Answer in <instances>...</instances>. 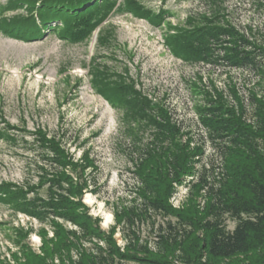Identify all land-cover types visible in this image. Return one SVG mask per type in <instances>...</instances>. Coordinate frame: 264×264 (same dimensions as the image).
<instances>
[{"label":"trees","instance_id":"1","mask_svg":"<svg viewBox=\"0 0 264 264\" xmlns=\"http://www.w3.org/2000/svg\"><path fill=\"white\" fill-rule=\"evenodd\" d=\"M199 1L212 6L218 0ZM230 1L264 15V0ZM117 5L118 0H8L1 12L23 8L26 13L3 17L0 28L27 41L41 39L48 30L78 44L120 10L122 4ZM123 6L140 17L153 15L137 0H124ZM164 14L161 11L153 22L158 24ZM196 22L190 20L188 28L168 38L173 53L216 70L244 72L257 81L261 93L245 100L234 95L235 105H228L222 95L205 98L197 109L203 130L197 127V136L189 138L172 112L150 103L122 80L106 82L97 68L93 81L99 92L152 129L150 143L136 157L133 198L116 212L125 247L118 245L114 230L105 232L89 214L82 201L87 181L73 176L79 168L60 140L38 130L32 135L50 169L41 166L34 184L0 183V201L17 213L43 221L59 219L76 229L66 232L53 222V245L45 244L43 256L23 248L26 261L19 264H55V255L71 250L76 257L71 254L61 264H242L241 257L249 260L246 264H264V31L261 26L226 23L217 14ZM4 132L0 139L9 133ZM85 159L93 165L89 156ZM182 187L189 188L188 203L174 208L171 198ZM43 188L46 195L41 194ZM228 220L235 224L232 229ZM141 225L148 227V237Z\"/></svg>","mask_w":264,"mask_h":264},{"label":"rangeland","instance_id":"2","mask_svg":"<svg viewBox=\"0 0 264 264\" xmlns=\"http://www.w3.org/2000/svg\"><path fill=\"white\" fill-rule=\"evenodd\" d=\"M137 1L153 13L149 19L125 9L124 0H118L120 10L113 11L78 44L48 30L41 39L27 41L11 37L0 28V132H9L0 139V183H37L41 166L50 169V165L41 157L32 133L42 130L56 137L79 168L80 173L73 176H84L87 181L82 201L89 214L105 232L114 230L119 244L123 238L116 212L133 198L136 157L150 143L152 129L146 121L129 117L124 107L109 102L93 81L94 71L98 68L105 73L106 82L122 80L140 89L138 93L150 103L172 112L192 137L198 133L193 127L196 110L205 104V98L222 95L228 105H235L234 95L245 100L253 92L261 93L252 76L188 63L173 53L167 40L179 28H188L190 20H196V25L201 17L213 18L216 14L237 26H261L264 31V15L255 9H240L238 4L235 7L230 0H218L209 4L211 7L199 0ZM7 2L0 0V20L26 13L23 8L1 12ZM161 11L166 14L154 23ZM225 13H230V18ZM107 107L112 111L111 124L109 113H105ZM86 156L93 165L87 163ZM46 190L43 188L41 194L46 195ZM188 194L180 198V202L185 200L182 207L188 203ZM58 220L25 217L0 201V264L26 261L23 248L43 256L45 244L52 246L56 241L53 222L66 232L75 230ZM227 224L230 229L235 225L230 220ZM147 228L140 226L148 237ZM71 254L72 250L70 254L63 251L53 261L61 264ZM239 261L246 264L249 260L241 257Z\"/></svg>","mask_w":264,"mask_h":264},{"label":"bare ground","instance_id":"3","mask_svg":"<svg viewBox=\"0 0 264 264\" xmlns=\"http://www.w3.org/2000/svg\"><path fill=\"white\" fill-rule=\"evenodd\" d=\"M212 2H213V0H211ZM215 1V0H214ZM222 1V0H221ZM225 1V0H224ZM211 2V3H212ZM216 2H218V1H216ZM223 2V1H222ZM221 2V3H222ZM230 2V1H229ZM220 3V4H221ZM232 3H234V1H232ZM239 3V2H238ZM244 3V2H243ZM247 3V2H246ZM258 3V2H257ZM261 3V2H260ZM263 3V2H262ZM261 3V4H262ZM228 4V3H227ZM249 4V3H248ZM219 5V4H218ZM229 5V4H228ZM210 6V5H209ZM223 6V4L221 5V7ZM226 6V5H225ZM258 6H259V3H258ZM217 7V6H216ZM219 7V6H218ZM261 7V6H260ZM259 7V8H260ZM207 8H209V7H207ZM224 8V7H223ZM227 8V7H226ZM211 9V8H210ZM213 10V9H212ZM222 10V9H221ZM214 11V10H213ZM207 12V11H206ZM212 12V11H211ZM222 12H225V10L224 11H222ZM231 12V11H230ZM210 13V12H209ZM233 13V12H232ZM231 13V14H232ZM202 14H204V13H202ZM208 14V13H207ZM221 14H223V13H221ZM225 14H227V13H225ZM229 15V18H230V13H228ZM189 15V14H188ZM206 15V14H205ZM209 15V14H208ZM232 16V15H231ZM211 17V16H210ZM221 18H222V16H221ZM223 18H224V16H223ZM188 19V18H187ZM228 20V19H227ZM230 20V19H229ZM224 21H226L225 20V18H224ZM231 21V20H230ZM226 23H227V21H226ZM224 25V24H223ZM226 25V24H225ZM231 26H233V25H231ZM234 27V26H233ZM252 35V34H251ZM164 43V42H163ZM162 44V43H161ZM165 45H166V43H165ZM167 46V45H166ZM263 46V45H262ZM168 48V47H167ZM169 49V48H168ZM168 51V50H167ZM177 58V57H176ZM185 61V60H184ZM189 63V62H188ZM194 64H196V63H194ZM197 66H202V67H206V68H211V67H209V66H206V65H204V64H197ZM213 67V66H212ZM213 69V68H212ZM222 69V68H221ZM216 70V69H215ZM220 70V69H219ZM222 70H235V69H232V68H224V69H222ZM248 71V70H247ZM250 72V71H249ZM126 76V75H125ZM132 78V77H131ZM132 80V79H131ZM132 82V81H131ZM134 83V82H133ZM140 90V89H139ZM138 90V91H139ZM142 93V92H141ZM149 93V92H148ZM151 93H153V92H151ZM146 95V94H145ZM149 95V94H148ZM144 96V95H143ZM152 96V95H151ZM146 97V96H145ZM205 98V97H204ZM226 98H227V96H226ZM150 99V98H149ZM157 99V98H156ZM227 100V99H226ZM204 101H205V99H204ZM232 103V102H231ZM160 105V104H159ZM234 105V104H233ZM204 106V105H203ZM162 107V106H161ZM164 107V106H163ZM165 110H166V108H165ZM168 110V109H167ZM197 111V110H196ZM105 113H109V117H110V124L112 123V121H113V117H112V111H111V109L109 108V107H107L106 109H105ZM175 114V113H174ZM194 122V121H193ZM195 123H196V125L195 124H193V127H194V129H196L197 127H199V128H201V130H203V127H202V125L200 124V120H199V116H198V114L195 116ZM187 125V124H186ZM183 126V125H182ZM185 127V126H184ZM187 127V126H186ZM192 127V126H191ZM186 129V128H185ZM198 131V130H197ZM200 131V130H199ZM186 132V131H185ZM208 132V131H207ZM187 133H189L188 131H187ZM189 138H191V135H190V137ZM206 140V139H205ZM207 141V140H206ZM204 142V141H203ZM202 142V143H203ZM195 143V142H194ZM206 144V143H205ZM211 144V143H210ZM207 145V144H206ZM209 145V144H208ZM213 145V144H212ZM202 146H203V144H202ZM205 147V146H204ZM212 147H214V146H212ZM211 148V147H210ZM207 150V149H206ZM69 152V151H68ZM215 152V151H214ZM206 153V152H205ZM201 164V163H200ZM137 179V178H136ZM137 181V180H136ZM137 183V182H136ZM139 183V182H138ZM138 186H139V184H138ZM187 193H189V188H187V187H182V188H180L176 193H175V195L171 198V204L173 205V207L174 208H181L182 207V204H183V202H185V200H183V201H181L180 202V198L182 197V195H185L186 196V194ZM188 196H189V194H188ZM187 196V197H188ZM186 197V198H187ZM90 200L92 199V197H88ZM185 204V203H184ZM183 204V205H184ZM7 206V205H6ZM21 215H24L25 217H28L27 215H25V214H22V213H20ZM29 218H32V217H29ZM36 219V218H35ZM59 221V220H58ZM64 223H67V224H69L71 227H73L74 229H76V227L73 225V224H71V223H68V222H65L64 221ZM64 225V224H63ZM78 228V227H77ZM71 230V229H70ZM120 230H121V228H120ZM75 231V230H74ZM120 232V231H119ZM121 233V232H120ZM54 234V233H53ZM87 243V242H86ZM88 244V243H87ZM118 245L123 249L124 247H125V241L122 239V243H118ZM42 246V245H41ZM89 248V247H88ZM77 254V253H76Z\"/></svg>","mask_w":264,"mask_h":264},{"label":"built area","instance_id":"4","mask_svg":"<svg viewBox=\"0 0 264 264\" xmlns=\"http://www.w3.org/2000/svg\"><path fill=\"white\" fill-rule=\"evenodd\" d=\"M239 8L240 9H242V8H245V9H254V8H250V6H247V5H243V6L239 5Z\"/></svg>","mask_w":264,"mask_h":264}]
</instances>
